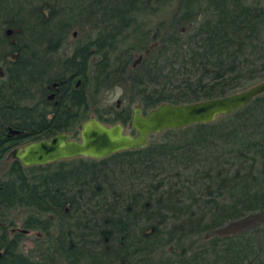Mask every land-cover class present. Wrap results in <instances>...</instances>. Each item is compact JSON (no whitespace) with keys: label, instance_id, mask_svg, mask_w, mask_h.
<instances>
[{"label":"trees","instance_id":"1","mask_svg":"<svg viewBox=\"0 0 264 264\" xmlns=\"http://www.w3.org/2000/svg\"><path fill=\"white\" fill-rule=\"evenodd\" d=\"M0 71V264H264V93L104 159L9 153L264 79V0H0ZM118 86L125 103L94 106ZM13 212L38 233L28 253Z\"/></svg>","mask_w":264,"mask_h":264},{"label":"water","instance_id":"2","mask_svg":"<svg viewBox=\"0 0 264 264\" xmlns=\"http://www.w3.org/2000/svg\"><path fill=\"white\" fill-rule=\"evenodd\" d=\"M140 59L141 56L136 62ZM262 93L264 79L225 96L180 104L164 102L147 112L135 105L128 122L132 133L126 132L120 122L108 125L91 116L79 124L78 139L72 138L70 132H59L47 139L32 140L16 147L10 151V156L23 166H44L77 157L104 159L119 151L145 148L151 135L166 129L212 122L219 116L233 113ZM20 230L28 232L27 229Z\"/></svg>","mask_w":264,"mask_h":264},{"label":"rangeland","instance_id":"3","mask_svg":"<svg viewBox=\"0 0 264 264\" xmlns=\"http://www.w3.org/2000/svg\"><path fill=\"white\" fill-rule=\"evenodd\" d=\"M75 33V34H74ZM89 33V29L88 27H79V26H76L74 29H72L70 31V34L67 38V41L65 43V46L63 47L62 51L59 52L60 54H70L71 52V49L72 47L78 43V42H81L85 39V37ZM91 35V34H90ZM92 36V35H91ZM63 52V53H62ZM141 56V59H142V54L140 52H135L133 54V57H132V60L133 61H137V59ZM141 59L139 61H141ZM263 80V79H262ZM261 81V80H260ZM259 82V81H257ZM257 82H254L252 84H245L246 87H249ZM243 88V89H245ZM243 89H240V90H243ZM238 90V91H240ZM126 93H125V89H124V86H118V87H115L114 89H111V90H104L102 92H100L96 98V102H94V106L95 107H106V106H120L122 105L123 103L126 102ZM93 102V99L91 100ZM107 111V110H106ZM92 116V115H91ZM110 125V124H108ZM125 131L128 132V133H132L131 131V128L129 127V125L127 124L125 126ZM77 134H78V127H77ZM155 138H150L149 141L151 142L152 140L156 141L157 139L160 138V135L159 133L158 134H155L154 136ZM149 142V143H150ZM22 146V145H21ZM166 170L171 171L172 172V166H166ZM170 181H176L175 179L173 178H169ZM10 215H13L16 219V227L18 228H22L21 227V220H22V217H23V214H20V213H11ZM261 217H264V215H262ZM252 220V219H251ZM255 220H257V218H255ZM254 220V221H255ZM173 223V221L171 220L169 224ZM24 229V228H23ZM28 232L25 234V238H24V241L22 242V245H21V250L25 253H28V251L34 247L35 243L34 241H32V238L38 236V233L37 231H34V230H27ZM202 242V241H201ZM188 253L190 254L191 253V250L188 249Z\"/></svg>","mask_w":264,"mask_h":264},{"label":"flooded vegetation","instance_id":"4","mask_svg":"<svg viewBox=\"0 0 264 264\" xmlns=\"http://www.w3.org/2000/svg\"><path fill=\"white\" fill-rule=\"evenodd\" d=\"M140 61H138V62H136V61H134V63H133V65L135 66V64H138ZM0 74L2 75V73H1V71H0ZM80 83V81L79 80H77V82H76V86H78V84ZM53 97H54V94L51 92L50 93V95H49V100H52L53 99ZM135 105H139V104H135ZM135 105H133V107L135 106ZM140 106V105H139ZM132 107V108H133ZM132 108H131V110H132ZM142 110H143V108H142ZM144 112V111H143ZM92 116H95V115H92ZM91 117V116H90ZM130 117H131V114H130ZM130 120V119H129ZM129 122V121H128ZM128 122L126 123V124H122L123 126H124V128H125V126L128 124ZM79 126V125H78ZM132 131V130H131ZM63 132H69V131H63ZM71 133V132H70ZM55 135V134H54ZM71 135H72V138H74V139H78V134L77 135H73L72 133H71ZM51 137V136H50ZM49 138V137H48ZM44 139V138H43ZM27 142H29V141H27ZM27 142H25V143H27ZM25 143H23V144H21V145H24ZM21 145H19V146H21ZM19 146H16V147H19ZM16 147H14V148H16ZM13 148V149H14ZM12 150V149H11ZM10 150V151H11ZM10 153V152H9ZM15 229V230H14ZM20 229H23V228H18V227H15V228H13L12 229V232H15V231H18V232H21V233H23L24 235L26 234V233H24V232H22ZM28 230V229H27ZM32 241H33V239H32ZM33 248V247H32ZM31 248V249H32ZM30 249V250H31ZM1 257V256H0Z\"/></svg>","mask_w":264,"mask_h":264},{"label":"bare ground","instance_id":"5","mask_svg":"<svg viewBox=\"0 0 264 264\" xmlns=\"http://www.w3.org/2000/svg\"><path fill=\"white\" fill-rule=\"evenodd\" d=\"M136 65V64H135Z\"/></svg>","mask_w":264,"mask_h":264}]
</instances>
